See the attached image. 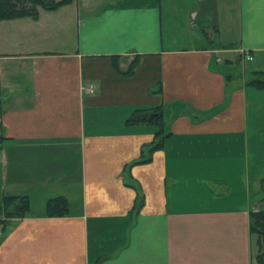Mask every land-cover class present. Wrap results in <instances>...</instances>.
I'll return each mask as SVG.
<instances>
[{"label": "crops", "instance_id": "crops-1", "mask_svg": "<svg viewBox=\"0 0 264 264\" xmlns=\"http://www.w3.org/2000/svg\"><path fill=\"white\" fill-rule=\"evenodd\" d=\"M108 1L0 20V201L28 200L0 264H253L264 0ZM158 105L161 134L127 123ZM56 196L67 214L48 217Z\"/></svg>", "mask_w": 264, "mask_h": 264}, {"label": "trees", "instance_id": "trees-1", "mask_svg": "<svg viewBox=\"0 0 264 264\" xmlns=\"http://www.w3.org/2000/svg\"><path fill=\"white\" fill-rule=\"evenodd\" d=\"M71 0H0V20L30 17H37V8L52 11L62 5L70 3ZM112 60H115L112 57ZM134 68L131 64L130 72ZM261 77H255L248 81V84L258 89H264V73ZM163 109L158 105L147 109H137L127 119V123H147L157 127V135L162 133ZM161 140L155 142L150 149L161 146ZM149 158L140 159L137 162H146ZM261 200L264 201V178L261 180ZM142 199L137 196L134 209H138ZM28 210L26 196H3L0 201V223L7 219L19 218ZM44 213L48 217H59L67 214V201L62 196L48 198L44 203ZM249 230L253 236L255 254L253 264H264V209L251 210L249 212Z\"/></svg>", "mask_w": 264, "mask_h": 264}, {"label": "rangeland", "instance_id": "rangeland-1", "mask_svg": "<svg viewBox=\"0 0 264 264\" xmlns=\"http://www.w3.org/2000/svg\"><path fill=\"white\" fill-rule=\"evenodd\" d=\"M115 1H117V0H110V1H108V2H115ZM119 1V0H118ZM172 3L175 1V0H170ZM187 5V4H186ZM185 5V6H186ZM217 5L220 7V9H219V7H218V9L219 10H221V12L222 11H224V13L225 14H227L228 12H231V8H230V6H228V3L226 4V3H221V4H218L217 3ZM90 7H92L93 9L94 8H96L97 7V5L96 4H94L93 6H90ZM172 11V10H171ZM187 12H189V10L188 11H186V15H184L185 16V18H184V20H183V25L181 26V31H182V33L185 35V38H188V37H191V32L193 31V29H192V22H189L187 19L189 18V14L187 13ZM183 13V12H182ZM178 15V14H177ZM182 16V15H181ZM193 23H195L196 24V28L194 29V32H196V33H201V27H203L202 25H201V23H200V20L199 19H197L195 22L193 21ZM166 25V24H165ZM166 28V27H165ZM165 31H166V29H165ZM55 46H57V45H55ZM249 62H247V64H248ZM248 65H250V64H248ZM234 69H236V68H238L239 70H240V66H234L233 67ZM233 73H235V71H232ZM257 195H258V197H257ZM255 197H254V199L257 197L258 199H260V201H259V204H258V210L259 209H264V201H262L261 200V198H262V193H261V191L257 194Z\"/></svg>", "mask_w": 264, "mask_h": 264}, {"label": "built area", "instance_id": "built-area-1", "mask_svg": "<svg viewBox=\"0 0 264 264\" xmlns=\"http://www.w3.org/2000/svg\"><path fill=\"white\" fill-rule=\"evenodd\" d=\"M243 58L242 59H244V60H250L251 59V55H250V53L249 52H244L243 51ZM0 228H1V225H0Z\"/></svg>", "mask_w": 264, "mask_h": 264}]
</instances>
